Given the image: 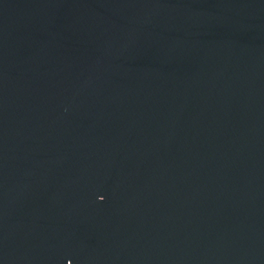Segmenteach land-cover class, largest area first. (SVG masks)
Instances as JSON below:
<instances>
[{
  "label": "water",
  "instance_id": "water-1",
  "mask_svg": "<svg viewBox=\"0 0 264 264\" xmlns=\"http://www.w3.org/2000/svg\"><path fill=\"white\" fill-rule=\"evenodd\" d=\"M0 264H264V0H0Z\"/></svg>",
  "mask_w": 264,
  "mask_h": 264
}]
</instances>
